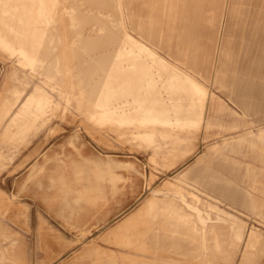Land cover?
I'll use <instances>...</instances> for the list:
<instances>
[{
  "label": "rangeland",
  "instance_id": "374dc122",
  "mask_svg": "<svg viewBox=\"0 0 264 264\" xmlns=\"http://www.w3.org/2000/svg\"><path fill=\"white\" fill-rule=\"evenodd\" d=\"M233 1L232 12L234 13L235 9L237 35V50L234 59H237L238 65H241L247 56L246 45L252 43L251 40L245 39L246 32H252L253 28L256 31L261 26L247 24V18L258 16L260 9L251 7L253 0ZM54 2L58 3V0ZM27 4L31 6L32 2L28 0ZM117 4L116 0L59 1L63 25L68 34L73 35L75 29L78 28V19L74 13H70L68 10H81L80 20L85 19L82 15L87 16V21L81 24L82 30L87 37H97L94 41L101 43L99 52L105 50L109 52L111 47L112 50L118 52L117 56H114L115 58L110 56L105 62L84 64L82 60L89 57L87 55L76 62L77 71L74 72V91L70 103H67L65 97L67 93L65 86L68 83L66 77L59 83L48 82L46 86L38 72L32 71L30 67L20 63L19 55H12L0 47V89L2 87L0 94L6 96L14 85L22 86V81L12 78V72L18 70L22 80L24 77H28L30 80L25 97L35 90L36 84H40L53 99L54 106L57 107H54L56 110L51 112L54 114L49 113L51 107H48V112L40 115L44 119L49 116L47 123L37 134L30 136L28 143L21 144L18 149L13 148L11 151H16L14 152L16 156L7 161L6 167L0 170V188L8 193L17 194L19 201L29 205L31 220L29 228L23 225V222L12 220L13 216L10 213L14 209L8 208L11 198L0 192V200L2 199L0 201V264H94L88 260L98 259L97 255L88 250L84 254L83 246L90 239L100 237V233L104 230L123 221L128 217L129 212L138 210L144 197H150L151 190L164 191L168 188L173 193L179 191V194L183 195L185 199L173 197L171 199L177 203V207H182L178 210L192 214L191 220L172 219L157 224L140 222L131 227L130 236L126 235L122 240L123 243L121 241L115 244L100 242V245L109 250L143 255L144 252L135 247V240L136 244L142 246V249L146 248V251H150L155 245V241L148 237L153 235L167 243L164 248L171 255L167 257L170 263L186 258L188 259L187 264H247L248 261L250 264L252 260L255 261H252V264H264V142L252 143L251 137L248 136L250 133L249 122H252L255 116L252 113L244 112L240 106L234 104L227 91H221L224 82L231 80L232 76L245 73L217 72L214 80L212 79L208 84L202 82L211 91L214 100L213 103L206 101L205 104L192 101L187 96L185 97V93L181 90H177L176 87L172 88L168 80V77L173 74L172 70L160 61L151 62L152 82L136 83L132 81V70L128 66L131 60L136 57L149 56L145 52L140 53V50L138 51L136 48L133 50L134 53L124 50L125 46H130V44L124 38L120 26ZM257 4L258 2L255 0L254 5ZM102 20L105 22L102 29L92 31L94 27L99 29L100 25L97 21ZM112 20L115 21L116 27H110L112 33L109 34V25ZM128 31L134 37L136 36L132 29L128 28ZM89 40L93 42V40ZM119 52L125 56L122 54L120 56ZM251 54L250 51L248 53L250 60ZM3 59L6 60L3 61ZM111 66L114 68L124 67V69L115 70L109 76L107 72ZM234 66L229 68L233 70ZM24 74L26 76H23ZM257 78L259 81L256 86L257 94H260L264 99V74H259ZM222 96L227 103L226 106L220 102ZM210 100L212 101V98ZM21 105L22 101L18 104L15 112ZM227 105L235 108L236 111L228 108ZM164 115L169 117L166 118V122L159 119ZM204 116L213 121L212 126L207 129H202ZM153 126L155 130H153ZM255 129L263 131L264 123L259 124ZM149 132H154L155 138L147 136ZM130 136L137 137V140ZM240 138L247 139V142L237 145L233 149H221L217 154L206 158V164L208 169L223 174L226 177L224 179L247 189L257 204L260 214H253L243 207L222 201L197 181L184 178L186 174L190 173L189 166L197 161L199 152L201 154L209 147L218 145L224 140ZM77 144L81 145L87 154H83ZM66 145L75 147L78 155L83 154L90 160L86 161L85 159L83 167L100 170L107 185L114 182L117 186L108 192L109 199L104 205H109L103 212L106 209L107 211L99 214L101 210L97 207L104 200L101 199L102 195L98 192L100 185L98 181L100 180L93 179L97 173H88L84 183L79 181L80 177L76 172L73 175L75 179L68 176L75 182L72 192H69L68 195H72L74 198L76 196L74 189L78 183L84 185L88 193L83 199L92 206L88 214H85L84 210L81 211L82 215L77 218L80 219V223L77 221L79 224L76 223L75 226L76 221L68 223L70 227H77V233L76 230L71 229L63 222L65 220L63 217L57 216L52 211L51 202L48 201L49 194L55 193L57 190L53 187L51 179L55 164L53 158L56 153L66 151ZM46 151H48L47 156H44ZM37 152L39 154H36ZM90 153L112 154L118 159L132 160L91 157ZM75 157L72 156L69 161L67 171L72 169L70 162ZM152 158H155L156 163H152ZM91 161L99 163L101 168L94 166L95 163ZM120 168L134 172L141 178L138 181L133 180L129 186L125 184L121 186L126 177L120 172ZM63 171L64 169L57 171V175L60 176L62 173L64 177ZM46 172H49V175L44 176ZM114 172L119 178L117 182L112 181ZM150 173L153 174V179L149 180L150 186L148 187L146 182H148ZM90 181L93 182L90 183ZM166 182L171 183L172 186H166ZM116 190L123 193L122 197L112 201L110 195L114 194ZM159 195L163 197L162 194ZM184 201L198 206L212 220L207 225L201 224L198 214L190 209ZM211 205H218L241 219L240 225L244 227L245 231L242 240L236 238L231 228L232 225L221 220L220 217H223V214L221 215V212ZM85 207V205L82 206L83 209ZM39 213L47 219L50 226L62 231L68 237L84 236L86 233L83 231L86 229H90L92 233L90 232L89 236L80 239L81 241L79 240L76 246L62 249L61 252H64L57 256V261L50 263L51 255L45 252L42 247L40 248L44 240L39 236L37 230V215ZM103 217L105 222L100 223ZM85 222L86 226H84ZM252 230L260 234L261 243H257L258 247L256 245L254 248H247ZM82 236L81 238H83ZM126 237L129 241L125 239ZM79 249L82 251L74 252ZM49 252L53 253L52 250ZM162 262L164 263V260ZM182 262L184 261L181 260Z\"/></svg>",
  "mask_w": 264,
  "mask_h": 264
},
{
  "label": "bare ground",
  "instance_id": "6f19581e",
  "mask_svg": "<svg viewBox=\"0 0 264 264\" xmlns=\"http://www.w3.org/2000/svg\"><path fill=\"white\" fill-rule=\"evenodd\" d=\"M27 1L28 0H0V47L12 55L13 54L19 55V57L21 58L20 63L23 64L24 66L30 67L32 71L38 72L42 76L44 80V84L46 86L48 85V82L59 83L64 77H66V79H68V83L65 86V90L67 92L65 94V97L68 103L71 100L73 96L72 92L74 91L73 80H74V72L77 71L76 62L80 60L81 57H83L84 55L89 56L82 60L84 64L85 63L96 64L101 61L105 62L106 60L109 59L110 56L113 57L117 56L118 52L112 50V47L110 48L109 52L108 50L99 52L101 43H97L96 41H94L96 40L97 37L96 36L87 37L84 30H82L81 24H84L87 21L86 18L87 16L82 15L83 18L85 19L80 20V14L82 13L81 10L80 11L68 10V12L74 13L76 18L78 19L77 20L78 28L75 29L76 31H74L73 35H70L68 34L67 29L63 25L62 10H60V5H59L60 0H58V3H55L54 2L55 0H30L32 2L31 6L30 4H27ZM227 3H229V1ZM117 5H118L117 9L121 24L120 26L122 28L124 38L130 44V46L127 47L125 46L124 50L126 52L130 51V53H134L133 50L136 48L138 51L140 50V53L145 52L149 56V57H136L131 60L128 66L130 67V70H132V74H133V76L131 77L132 81L136 83L144 82V81L148 83L152 82L153 74L151 72V66H152L151 62L155 63L156 61H160L172 70L173 74L168 77L170 86L172 88L176 87L177 90H181L182 92L185 93V97L187 96L192 101L198 102L200 104H205L206 101L208 103V101H210L211 98L213 100L212 97L213 94H211V91H209L206 85L202 84V82H200L193 75L185 72L175 64L168 61L162 55L158 54L153 48L150 47L148 42H145L137 37H134L130 33V31H128L129 27H133L132 17L129 9L127 10V12H125L120 6V4ZM226 6H228V4ZM90 14L92 15V13ZM128 21L130 26L128 25ZM97 22H99L98 25H100L99 29L94 27L92 31L101 30L103 25L105 24L103 20ZM112 26L116 27L114 20L110 22L109 30H108L109 34L112 33V29L110 28ZM260 31L261 32L264 31L263 27L261 28ZM89 39L93 40V42L92 41L90 42ZM120 52L119 54L121 56L122 53ZM259 56L260 57L257 59V61L259 63L262 62L264 63V54L260 53ZM4 60L6 59H3V61ZM246 62H247V58L245 57L244 62L241 63L240 66L238 65L236 59L234 65L235 66L238 65L242 67L243 65L246 64ZM9 65L8 67H10ZM123 69L124 67L122 68L118 66L114 68L113 66H111L107 74H109L110 76V74L113 71L123 70ZM5 75L6 74L4 73V76ZM23 76L26 75L24 74ZM248 76L249 75L247 74L236 75L234 78H232L231 80L229 79L228 81V82L232 81L233 86L229 87V85L230 86L232 85L231 83H228L229 85L227 88L223 85L222 86L223 90L221 91L222 92L227 91L230 94V98L245 100L249 96L248 89H249L250 80ZM12 78L16 81L17 80L22 81V86L14 85V87L10 90L9 94L6 96L0 94V134H1L0 170L1 168L6 167L7 161L14 159V157L16 156L15 155L16 153H14L16 151H11L12 149L13 148L18 149L21 144L28 143L30 136H34L35 134H37L42 129V127L47 123V121L49 120V116L48 118L44 119L40 115L48 112L47 111L48 107H51L49 113L56 110L54 109V107L56 106H54L55 103L53 99L46 92V90L43 89L42 86H40V84H36L35 90L32 91L29 96L25 97V94H27V89L30 84V80H28V77L27 78L24 77V79L22 80L18 70H15L12 72ZM257 98L262 99V96H260V94H257ZM21 101H22V105L15 112L18 104ZM114 113L116 112L114 111ZM166 118L169 117H167V115H164L159 119L162 122H166L167 121ZM114 122L116 121L114 120ZM207 122L208 124L213 123L211 119H208L207 121L204 118L202 129H205V124H207ZM152 128L153 130H155L154 126ZM147 136L151 138H155L154 137L155 133L149 132ZM130 138L137 140V137L130 136ZM77 145L81 148L83 154H87L86 152L83 151L81 145L79 144ZM74 148L71 145H66V151H67L66 153L70 154L71 156H77L78 154L75 150L76 148L75 149ZM77 150L80 149L77 148ZM47 152L48 151L44 153V156L45 155L47 156ZM36 154H39V152H37ZM90 156L91 157L101 156L105 159H107V157H110L112 159H118L112 154L103 155V154L90 153ZM63 159L64 158H62V160ZM118 160L124 161V160H132V159H118ZM133 161L137 162L136 160ZM151 161L152 163L153 162L156 163L155 158H152ZM76 163L79 162L76 161ZM93 163H95L94 166H98L99 168H101L99 163L97 162H93ZM90 172L94 174L97 173L96 177L93 179L97 178L98 180H100L98 181L99 182L98 184H100L98 187V192L101 193L102 195L101 199L104 201L102 204H100L99 207H97V209L101 210L99 214L105 213L107 209L104 212L103 210L106 208V206L109 205V204L104 205L108 202L109 199L108 192H110V190H112L117 186H115L114 182H112L110 185L109 184L107 185L103 179L100 170H94V169L90 170L85 167L84 178ZM120 172L124 174L126 177L125 182L121 183V186H123L124 184L129 186L132 184L133 180L138 181L139 178H141L136 173L131 172L125 168H120ZM48 173L49 172L44 173L45 174L44 176H46ZM114 173H112L114 174V180L112 181L117 182L119 181V178L116 175V172ZM79 174L82 175V165L78 167V175ZM60 175L62 176V174ZM54 176H55L54 170H52L51 179H54ZM184 178L189 180L190 173L186 174ZM150 179H153L152 173H150V175L148 176V182H146L148 187L150 186L149 184ZM69 181L72 182V180ZM91 182L93 181H90V183ZM167 182L165 183L166 186L169 187L172 186L171 183H167ZM79 185L80 184L78 183V186L76 187V189H74V192L76 193V196L74 198L72 195H67V196L65 195V197H62L60 195V190L61 188H63V186H59L55 193L50 192L51 194H49L48 196V201L51 202L52 211L55 212L57 216L63 217L65 219L63 220V222L67 224L69 227L70 225L68 223L70 221H76L74 223L75 226L80 223V219L77 218H79L80 215L82 214L81 213L82 210L86 212L85 214H88L89 211L92 209V206L86 203L85 200L83 199V197H85V195H87L88 193L86 186H82V185L79 186ZM53 187L55 186L53 185ZM90 191L91 193H93L92 190ZM151 191L152 192H150L151 193L150 197H146V198L144 197V201L140 204L138 210L134 212L133 211L129 212L128 217L123 219V221L118 223L116 226L114 225V227L111 228L109 227L108 230H104L103 232L100 233L99 235L100 237L90 239L89 242H87V244L83 246L84 248L82 250H84L85 252V253L83 252L84 254H86L87 250L93 251L97 255L96 257L98 258V259H89L88 261L94 264H187L186 261H188V259L186 258H182L180 260H176L170 263L167 257L171 255H169L167 249L164 248L165 246H167V243L164 240L160 239L158 236L151 235L148 237L151 238L153 241H155V245L152 246V249L150 251L148 250L146 251V248L142 249V246L136 244L137 241L135 240L134 243L135 247L138 248V250L144 252L143 255L131 254L123 251L118 252L116 250H109L103 247L102 245H100V242L115 244L121 241L123 243L122 241L123 238L126 235L130 236L131 227L135 226L140 222L157 224V223L168 222L169 220L172 219H177V220L192 219V214H189L186 211L181 212L180 210H178V208H182V207L181 206L177 207V203L175 201H172L171 199L172 197L185 199L183 195L179 194V191L173 193L169 188L165 189L164 191H160L159 189H155ZM0 192L8 195L11 198L10 199L11 203L10 205H8V208L12 210L14 209L13 212L11 213L9 212L13 216L12 220L16 222H23L24 223L23 225L29 228L31 225L29 205L26 202L19 201L20 199H18L17 194L8 193L2 188H0ZM122 194L123 193H121V191L116 190L114 194L110 195L111 200L115 201V199L119 198L120 196L122 197ZM159 194H162L163 197H160ZM0 201H2V199ZM184 202L190 209H192L198 214L201 224L207 225L208 222L212 220V218L210 216L205 215L198 206L188 203L186 201ZM83 205L86 206L84 209L82 208ZM213 208L221 212L220 213L221 215L223 214V217H220V219L229 222L232 225V228L234 229V234L236 238L238 240H242L243 237L245 236V231H244V227L240 225L241 219L238 216L226 212L225 210L221 209L218 206H213ZM37 216H38V224H37L38 234L44 240V243H42L40 248L42 247V249H45V252L51 255L50 263L51 262L54 263L55 261H57V256H60L62 252H64V251L61 252L62 249H69L72 248L73 246H76L78 244L77 242H79L80 239L86 238L87 236H89L91 232L90 229H86V231H83L86 233L84 236L80 234L83 238H81V236L80 237L76 236V238H71L68 237V235H65L62 231L52 227V225L50 226L47 219L41 213H39ZM89 216L92 217L91 215ZM82 218L84 219V217ZM77 221H79V223H77ZM103 222H105L104 217L100 220V223ZM84 224L86 225V222ZM70 228L76 230V233L78 232L77 227H70ZM127 237L125 239H127ZM260 238H261L260 234L256 233L255 230L250 231V240L247 248L250 247L254 248V246H256L257 243H261ZM50 250H52L53 253L49 252ZM82 250L79 249L77 251L75 250L74 252L75 253L81 252ZM162 260H164V263L162 262ZM181 260L184 262L181 263ZM252 261L250 262V264H252ZM247 264H249V261L247 262Z\"/></svg>",
  "mask_w": 264,
  "mask_h": 264
},
{
  "label": "crops",
  "instance_id": "0c3cea01",
  "mask_svg": "<svg viewBox=\"0 0 264 264\" xmlns=\"http://www.w3.org/2000/svg\"><path fill=\"white\" fill-rule=\"evenodd\" d=\"M228 1L229 3H227ZM254 1L251 7L260 9L259 15L248 17L246 23L261 26L256 31L253 28L252 32H246L245 39L252 41L251 44L247 43L246 45L247 62L242 67H240L241 65L234 66L232 70L229 67L235 63L234 58L237 50V35L235 30L236 11L234 9V13L232 12L233 0H117L125 12L129 9L133 22V27L129 28L134 30L132 32L137 38L148 42L150 47L158 54L185 72L193 75L201 82L208 84L217 72L229 73L235 71L249 75V96L245 100L229 98L234 104L240 106L244 112L252 113L255 116L252 122H249L251 125L249 126L250 133L248 136L251 137V140H254H252V143L257 141L264 142V130L256 131L255 129L259 124L264 123V99L257 98L256 89V86L259 84L257 76L264 74V63L257 61L260 57L259 54L264 53V31H260L262 27L264 30V0H257V5H254ZM227 4L228 6H226ZM128 25L130 26L129 21ZM250 51L252 52L251 60L248 57ZM232 78L234 77L232 76ZM228 83L232 85L230 86ZM223 85L227 88L228 85L232 87L233 83L232 81H227ZM221 88L223 90L222 86ZM221 99L220 102L226 106L225 104L227 103L223 96ZM213 101L210 100L208 102L213 103ZM227 106L228 108L230 107V105ZM230 108L235 110L233 107ZM204 118L207 121L209 119L206 116ZM212 124H208L207 122L205 128L211 127ZM245 138L224 140L218 145L209 147L201 154L199 152L197 161L188 168L190 172L189 180L195 179L197 183L212 191L222 201H228L232 205L243 207L253 214H260L261 212L257 204L247 189L224 179L226 177L223 174L221 175L214 172V170L208 169L206 164V158L217 154L221 149H233L238 144L241 145L242 142H247ZM66 152L56 153L53 167L55 176L52 179V183L56 189H58V186H63L60 190L62 197L67 196V192H72V186L75 183L71 177L69 179L67 176L74 175V172L78 173V167L81 164L82 174H84L85 167L83 166L85 164L83 162L85 159L86 161H90L83 154H79L75 157V160L70 162L72 169L66 171L69 167L68 162L72 158ZM62 158L64 159L62 160ZM76 161L79 163H76ZM63 168L66 177L57 175V171ZM78 176L80 177L78 178L79 181L81 180L84 183L86 179L84 175L79 174ZM69 180H72V182ZM67 185L70 187H65ZM232 230L234 232L233 228Z\"/></svg>",
  "mask_w": 264,
  "mask_h": 264
}]
</instances>
